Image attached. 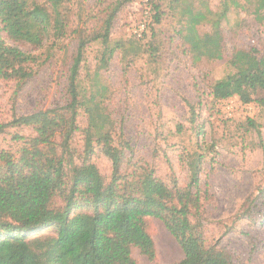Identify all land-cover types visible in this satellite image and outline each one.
Here are the masks:
<instances>
[{
  "label": "rangeland",
  "instance_id": "1",
  "mask_svg": "<svg viewBox=\"0 0 264 264\" xmlns=\"http://www.w3.org/2000/svg\"><path fill=\"white\" fill-rule=\"evenodd\" d=\"M260 1L151 0L146 14L141 0H0V40L35 57L28 62L0 52V124L65 105L79 37L104 32L114 12L107 43L97 40L85 49L78 130L70 141L76 161L91 150L90 161L109 180L112 161L97 139L111 134L123 151V173L153 170L170 187L185 188L192 162L201 157L200 208L191 210V220L202 225L208 245L227 251L231 264H264V102L244 104L238 96H225L228 88L215 87L237 72L240 49L257 43L264 55ZM153 5L160 7L159 22ZM225 7L227 15L220 16ZM197 14L199 21L191 26ZM217 20L223 53L213 39ZM43 26L46 33L37 46ZM197 36L201 42L192 46ZM36 135L32 126L7 128L0 132V155L19 158ZM146 227L156 256L150 260L133 247L137 264H170L184 257L161 219L146 218Z\"/></svg>",
  "mask_w": 264,
  "mask_h": 264
},
{
  "label": "trees",
  "instance_id": "2",
  "mask_svg": "<svg viewBox=\"0 0 264 264\" xmlns=\"http://www.w3.org/2000/svg\"><path fill=\"white\" fill-rule=\"evenodd\" d=\"M260 2L263 7L264 0ZM150 9L159 22V5ZM114 15L106 19L104 32L79 37L69 69L65 105L14 116L0 124V132L32 126L37 133L19 158L9 153L0 155V264H137L133 247L154 260L156 247L146 227L148 217L161 219L183 249L184 257L170 264H231L227 251L219 244L208 245L202 225L190 218L191 210L200 208L201 157L192 162L187 187L179 188L158 179L153 170L138 175L123 173V151L113 144L111 134L97 139L100 150L112 161L109 180L90 161L91 150L78 162L72 154L70 141L78 130V108L82 105L79 78L85 49L97 40L107 43ZM226 15L227 7L220 16ZM199 17L192 18L191 26ZM45 33L43 26L36 34L35 45H42ZM64 34L62 27L60 35ZM213 35L223 53L219 20L214 21ZM200 42L197 36L191 44L199 46ZM0 52L35 61L32 55L1 40ZM238 54L237 72L218 80L215 87L228 88L225 96H238L244 104L264 102V55L257 43L240 49ZM256 93L261 97H255ZM248 122L255 125L253 119ZM58 198L61 204L55 205ZM47 229L51 231L44 233Z\"/></svg>",
  "mask_w": 264,
  "mask_h": 264
},
{
  "label": "built area",
  "instance_id": "3",
  "mask_svg": "<svg viewBox=\"0 0 264 264\" xmlns=\"http://www.w3.org/2000/svg\"><path fill=\"white\" fill-rule=\"evenodd\" d=\"M141 2L145 5L146 14H149V5H150L151 0H141ZM145 29H146V23L143 22L140 26V31L138 32L139 37L142 36Z\"/></svg>",
  "mask_w": 264,
  "mask_h": 264
}]
</instances>
